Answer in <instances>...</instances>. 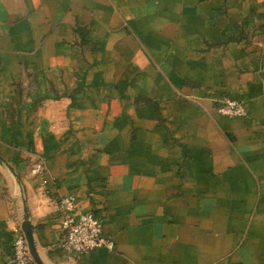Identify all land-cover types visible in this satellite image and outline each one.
I'll use <instances>...</instances> for the list:
<instances>
[{"label": "crops", "instance_id": "obj_1", "mask_svg": "<svg viewBox=\"0 0 264 264\" xmlns=\"http://www.w3.org/2000/svg\"><path fill=\"white\" fill-rule=\"evenodd\" d=\"M25 215L42 264H264V0H0V264Z\"/></svg>", "mask_w": 264, "mask_h": 264}, {"label": "built area", "instance_id": "obj_2", "mask_svg": "<svg viewBox=\"0 0 264 264\" xmlns=\"http://www.w3.org/2000/svg\"><path fill=\"white\" fill-rule=\"evenodd\" d=\"M216 110L219 114L229 117L245 114L242 103L232 97L217 102ZM43 170L42 162H36L31 168V172L38 175ZM57 205L63 212L60 223L63 232L60 246L63 250L75 255H84L99 247L110 250L114 248L113 240L102 233V220L99 216L92 212L79 211L72 196L62 197ZM12 234L11 245L14 263L34 264L22 228H14Z\"/></svg>", "mask_w": 264, "mask_h": 264}, {"label": "water", "instance_id": "obj_3", "mask_svg": "<svg viewBox=\"0 0 264 264\" xmlns=\"http://www.w3.org/2000/svg\"><path fill=\"white\" fill-rule=\"evenodd\" d=\"M21 228H22V231L25 235V239H26V242L28 245V250L32 256L34 263L35 264H42V262L38 256L35 243H34L33 234H32V226H31L30 221L26 215L24 216V218L21 222Z\"/></svg>", "mask_w": 264, "mask_h": 264}]
</instances>
